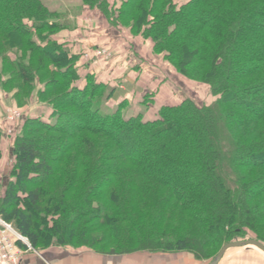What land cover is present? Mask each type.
<instances>
[{"label":"trees","instance_id":"1","mask_svg":"<svg viewBox=\"0 0 264 264\" xmlns=\"http://www.w3.org/2000/svg\"><path fill=\"white\" fill-rule=\"evenodd\" d=\"M81 1L113 30L151 40L217 100L183 98L153 121L126 118V102L105 113L114 91L92 74L79 87L82 55L57 37L77 29L69 14L0 0L3 93L38 107L11 145L0 215L35 250L188 253L209 264L229 243L264 245V0Z\"/></svg>","mask_w":264,"mask_h":264},{"label":"crops","instance_id":"2","mask_svg":"<svg viewBox=\"0 0 264 264\" xmlns=\"http://www.w3.org/2000/svg\"><path fill=\"white\" fill-rule=\"evenodd\" d=\"M71 8L72 7L70 5H67L65 7V11H58V10L55 11L70 13ZM86 16L87 14L83 13L82 11H80V13L75 16L70 14L71 18H75V17L77 18V21L75 22L77 25V29H75L74 31H68V30L62 31L57 35L58 38L62 39L64 42L69 43L72 46L73 53L82 55L79 61L80 64L78 63L80 80L77 82V85L79 84L82 85L81 87H84L86 84L87 75L92 74L93 76H95L96 79L99 78V80L103 81L105 84L110 86L114 91V93H113V97L110 99V101L106 102L105 106L109 109H112L113 112L116 111V109H118V106L123 102H126L127 104L126 106L128 107L129 104H131L130 98L133 99L135 95L142 97L148 96L149 94H147L146 88H144L140 84L141 82L142 83L147 82L144 79V75L146 71L144 70L145 62H143L142 60L144 59V56L142 54V49L141 48L139 49L135 44V42L133 41L134 39L131 40L133 38L131 33L130 36L126 33L124 28H121L117 30L118 36H114L111 32L112 28L109 27V24L108 23L106 24L104 22L99 23L98 18H96V16L89 20L88 24L90 26L83 25L82 20L85 19ZM127 41L130 42L131 45H133V49L135 48L136 50L135 54L138 55V57H140L141 62L144 64L139 65L138 63L136 66H132L126 69V67H124L122 64L119 63L115 65H110L111 63L106 64L105 67L101 63V67L99 68L102 70V72L100 74L98 67H95L94 62H96L95 61L96 55L94 54V51L96 49L97 50L103 49L104 46L106 49L113 48L115 49L116 57L118 56L119 60L121 59V57L125 59L128 58V55L132 51V49L125 48V45H123ZM145 42L150 43V45L153 44L151 40H147ZM145 42H140V45L144 46ZM130 48H132V46ZM116 65L118 67H115ZM80 66L84 68V75H82L81 73ZM140 73H143V75H141ZM158 75L163 76L161 73H158ZM177 79L176 77H174L175 82L178 81L182 82L181 78L177 77ZM151 84L155 85V83L153 82H151L150 85ZM136 85L138 86V88L135 87ZM171 90L172 89H170V91ZM161 95L162 94L160 93L156 96H159V98L163 100L161 105L163 103L164 104L158 107V105L155 103L156 101L153 100V104L155 103V106L153 108L154 110H160L163 106L177 105L172 102L174 101V99L171 97L172 95L171 96L165 95V97ZM169 98H170V103H165ZM142 112L133 113L132 115H137ZM144 114H145L144 116L145 121H152L156 119L155 113L149 114L148 112V114L146 115V111H144ZM151 115H153V117H151ZM6 142L8 141L4 140L5 144ZM7 150L8 152H11L10 147L6 149V152ZM23 248H24V255L22 258V264H201L202 263L198 261L192 254H188V253H179V254L162 253L155 255L134 254L129 257L119 259V258H112L110 256L101 255L92 250H86V249L74 251L71 249L49 248L39 252L37 250H28L25 247ZM259 256H260L259 259L261 260L264 259L262 254L261 255L259 254ZM258 264H263V263L261 262Z\"/></svg>","mask_w":264,"mask_h":264},{"label":"rangeland","instance_id":"3","mask_svg":"<svg viewBox=\"0 0 264 264\" xmlns=\"http://www.w3.org/2000/svg\"><path fill=\"white\" fill-rule=\"evenodd\" d=\"M42 1L46 4L47 7H49L51 10H54V11L55 10L65 11V7L67 5H70L72 8H71L70 13H68L69 14L68 20L71 23H75L77 21V18L76 17L71 18L70 14L75 16V15H78L80 13V11H82L81 7H80L82 5L81 0H42ZM114 1H117L119 3L120 0H111V2H114ZM58 13L64 14L65 12H58ZM95 16H96V12L88 13L87 16L85 17V19L82 20V24L86 25V26H90L88 24L89 20L91 18H94ZM98 21H99V23H102L100 20H98ZM107 27H108V25H107ZM89 30H91V29H89ZM124 30L126 31V33L128 35H130V32H129L130 30H128V29H124ZM111 32L114 36H118V33L116 30L111 29ZM131 40H133L135 42V44L137 45V47L139 49L140 48L142 49V54H143L144 59H145V60L144 59H142V60H143V62H145V64L142 63L140 57H138V55L135 54L136 53L135 48L133 49V45H131V43L128 41L123 44V45H125V48L132 49V51L128 55V58L124 59L121 57V59L119 60L118 59L119 57L118 56L116 57L115 49H113V48L106 49L104 46L103 49L109 50L111 52V56H109V57H96V59H95L96 62H94L95 67H98L100 74L102 72V70L99 68V67H101V63L104 65V67L106 64L111 63L110 65H115V64L119 63V64H122L124 67H126V69L129 67H132V66H136L138 63H139V65L144 64V68H145L144 70H146L145 75H144V79L147 82H145V83L141 82L140 84L144 88H146L147 94L150 95L149 96L150 101H147L148 98H146V97L137 96V95H135L133 99L130 98L131 104H129L128 107L125 106L124 111H123V114L126 118L131 117V116H135L132 114L133 113H139L142 111L143 112L140 114H142L143 116H145L144 111H146V115L148 114V112H149V114H153L155 112V110L153 109L155 106V103L158 105V107H160L164 104L163 103L161 105L163 100H161L159 98V96H156L160 93L162 94L161 96H164V97H165V95H168V96L172 95L171 97L174 99V101H172V102L177 104V105L181 103L183 98H187V97L193 99L199 105H203V104L212 105L217 100V97L213 96V94L211 93L210 88L208 86L188 82L187 80L178 76L177 73L175 72V70L170 65H168L166 63V61L164 60V58L162 56H158V55L154 54V52H153L154 45L153 44L150 45V43L145 42V44L143 46V45H140V42H144L143 40L136 39L135 37H133ZM131 46H132V48H130ZM129 49H128V51H129ZM96 51H97V49L94 51V54L96 53ZM96 56H97V54H96ZM78 63L80 64V62H78ZM79 64H78V68H79ZM81 66H82V64H81ZM115 67H118V66L116 65ZM156 69H158L160 71H158ZM81 73H82V75H84V68L83 67H81ZM158 73H161L163 76L158 75ZM140 74L143 75V73H140ZM174 77H176V79H177V77L181 78L182 82H179V81L175 82ZM152 78H155V79H152ZM97 79H99V78H97ZM151 82L155 83V85H153V84L150 85ZM78 86L81 87L82 85L78 84ZM135 87L138 88L137 85ZM81 88H83V87H81ZM170 89H172V90L170 91ZM153 100L156 101V102L154 101L155 102L154 104H153ZM165 103H170V98L167 99V101ZM105 104L103 106V111L105 113H112L113 110L107 108L105 106ZM129 107H130V110H129ZM37 109H38V107L35 104H32V105L30 104L28 107H25L24 109H20L19 107H16V103H15L13 97L11 95H6L3 93L2 85L0 82V120H1L0 121V129L3 130L2 141L4 142V140H7L9 142V144H8V142H6V144L4 145L5 160L2 162L1 172H0V179L1 180L3 179L4 184L7 183L6 181L9 179V170H11V168L13 166V161H14L13 156L11 155V152H8V150L6 152V149H8L9 147L11 148V145L13 144L15 136L17 135L18 131L20 130V128L23 124L22 123L23 120L26 119L27 117H32V116L36 115L35 113H36ZM149 109H150V111H149ZM15 110L21 112L22 119H20V120H8L7 116L10 114L9 112L15 111ZM137 111H139V112H137ZM151 117H153V115H151ZM9 130L12 131L11 134L8 133ZM7 144L9 145V147ZM13 226H14V224H13ZM51 248L71 249L74 251L80 250V249L67 248V247H51ZM31 250H35V249L32 248ZM37 251L40 252L43 250H37ZM136 254L144 255V254H149V253H136ZM158 254H162V253H158ZM163 254H165V253H163ZM259 254L260 253L258 251H256V249H233V250H230L226 254V256H225V258L221 264H254V263L258 264L261 262L264 264V259L263 260L259 259L260 258ZM101 255H104V254H101ZM131 255H134V254L105 255V256H110L112 258L121 259V258L129 257ZM149 255H155V254H149ZM262 256L264 257V255H262ZM200 262H202L201 264H208L206 261H200Z\"/></svg>","mask_w":264,"mask_h":264},{"label":"built area","instance_id":"4","mask_svg":"<svg viewBox=\"0 0 264 264\" xmlns=\"http://www.w3.org/2000/svg\"><path fill=\"white\" fill-rule=\"evenodd\" d=\"M96 54V57L111 56V52L106 49H99L96 51L95 55ZM9 113L10 114L7 116L8 120L22 119L20 111L15 110ZM8 133L11 134L12 131L9 130ZM21 245H24L28 250L32 249L28 240L18 232L13 224L6 221L0 215V264H22L24 248L21 247Z\"/></svg>","mask_w":264,"mask_h":264},{"label":"water","instance_id":"5","mask_svg":"<svg viewBox=\"0 0 264 264\" xmlns=\"http://www.w3.org/2000/svg\"><path fill=\"white\" fill-rule=\"evenodd\" d=\"M248 246H254L264 252V245L258 242L257 240H246V241H240V242H233V243H229L225 245L221 249L217 257L209 264H220V262L224 258V255L230 249H236V248H242V247H248Z\"/></svg>","mask_w":264,"mask_h":264}]
</instances>
